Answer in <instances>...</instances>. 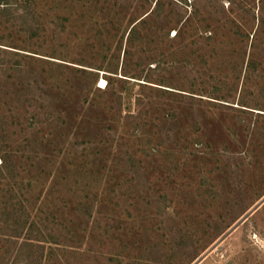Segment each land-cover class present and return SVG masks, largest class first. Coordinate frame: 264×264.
I'll use <instances>...</instances> for the list:
<instances>
[{
    "label": "rangeland",
    "instance_id": "374dc122",
    "mask_svg": "<svg viewBox=\"0 0 264 264\" xmlns=\"http://www.w3.org/2000/svg\"><path fill=\"white\" fill-rule=\"evenodd\" d=\"M0 264H264V0H0Z\"/></svg>",
    "mask_w": 264,
    "mask_h": 264
}]
</instances>
